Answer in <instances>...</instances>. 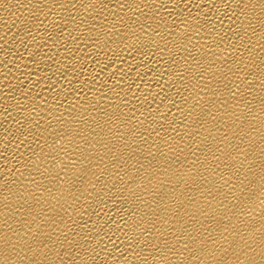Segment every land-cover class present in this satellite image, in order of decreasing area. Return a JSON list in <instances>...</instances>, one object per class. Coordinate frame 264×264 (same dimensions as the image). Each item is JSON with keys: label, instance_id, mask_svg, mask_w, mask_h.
<instances>
[{"label": "bare ground", "instance_id": "obj_1", "mask_svg": "<svg viewBox=\"0 0 264 264\" xmlns=\"http://www.w3.org/2000/svg\"><path fill=\"white\" fill-rule=\"evenodd\" d=\"M0 264H264V0H0Z\"/></svg>", "mask_w": 264, "mask_h": 264}]
</instances>
